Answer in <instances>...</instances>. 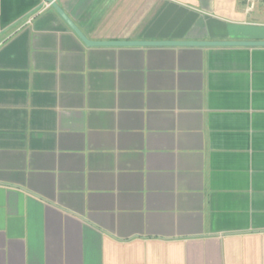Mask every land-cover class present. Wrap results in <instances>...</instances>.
Listing matches in <instances>:
<instances>
[{
  "label": "crops",
  "instance_id": "obj_1",
  "mask_svg": "<svg viewBox=\"0 0 264 264\" xmlns=\"http://www.w3.org/2000/svg\"><path fill=\"white\" fill-rule=\"evenodd\" d=\"M55 1L264 41V0ZM0 264H264V45L0 0Z\"/></svg>",
  "mask_w": 264,
  "mask_h": 264
},
{
  "label": "water",
  "instance_id": "obj_2",
  "mask_svg": "<svg viewBox=\"0 0 264 264\" xmlns=\"http://www.w3.org/2000/svg\"><path fill=\"white\" fill-rule=\"evenodd\" d=\"M63 18L68 26L86 44L97 45H264V41H199V40H89L78 26L68 17L55 0H46Z\"/></svg>",
  "mask_w": 264,
  "mask_h": 264
}]
</instances>
